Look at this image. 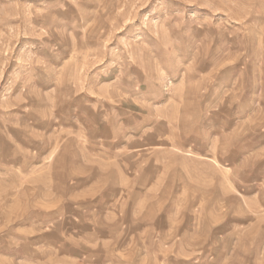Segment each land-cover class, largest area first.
<instances>
[{
  "label": "rangeland",
  "instance_id": "1",
  "mask_svg": "<svg viewBox=\"0 0 264 264\" xmlns=\"http://www.w3.org/2000/svg\"><path fill=\"white\" fill-rule=\"evenodd\" d=\"M0 264H264V0H0Z\"/></svg>",
  "mask_w": 264,
  "mask_h": 264
}]
</instances>
